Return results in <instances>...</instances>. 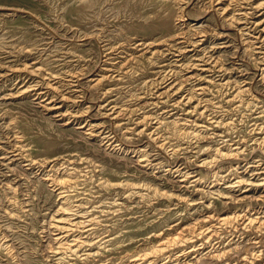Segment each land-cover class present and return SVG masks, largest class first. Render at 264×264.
<instances>
[{
    "label": "rangeland",
    "instance_id": "1",
    "mask_svg": "<svg viewBox=\"0 0 264 264\" xmlns=\"http://www.w3.org/2000/svg\"><path fill=\"white\" fill-rule=\"evenodd\" d=\"M205 1L208 0H187L188 22L183 31L189 41L196 39V31L208 33L207 51L202 55L215 53L231 86L218 90L224 81L213 75L214 81L211 79L203 97H198L206 101V113H186V106L174 104L186 96L187 87L194 90L199 82L186 81L179 68H161L168 62L175 64L177 58L153 56L134 46L141 41L176 45L171 41L173 35L150 27H158L167 15L176 20L177 11L169 1L0 0V240L10 248L0 246V264H128L132 258L149 254L162 241L176 236L193 238L190 243L194 246L185 247L176 260L159 256L157 264H175L177 260L184 264H264V228L255 223L246 227L242 221L227 225L218 222L219 217L233 215L264 219L262 189L242 188L231 193L225 190L229 172L233 178H253L252 169L260 165L256 172L264 175V43L260 53L251 49L244 42L253 33L241 38L238 29L224 17L218 18ZM120 48L124 53L123 58H118L119 64L114 63L116 60L105 63L107 55L115 57L114 51ZM191 56L185 53L178 61L192 63ZM125 60L129 63L122 64ZM35 63L56 74L60 90H48V95L38 101L33 92L25 89L40 84V76L29 77L22 70ZM111 65L120 76L103 78V71ZM172 74L178 88L184 85L185 90L157 96V89L164 91L162 85L154 87L150 81ZM97 79L102 80L95 85L93 81ZM235 84L248 90L229 101ZM49 99L59 106L55 111L39 103ZM108 102L126 108V114L113 120L101 109L108 108ZM212 117L229 123L213 127ZM144 118H150L158 134L170 141L168 144H176L184 151L175 156L166 148L158 149L145 131L140 132L147 126H136ZM89 123L98 124L97 131L117 137L114 150L106 146L104 137L84 132ZM80 124L85 127L79 128ZM204 126L206 129L201 128ZM195 128L201 136L198 140L186 133ZM236 147L241 153L235 158H216V149L228 152ZM140 154L153 162L149 170L138 164ZM205 159L217 161L214 166H199ZM54 160L53 169L52 163H32ZM176 166L191 172L190 181L199 177L202 183L194 186L189 181L181 182L180 175L168 174L169 168ZM63 173L74 177L73 186L65 188L70 190V199L75 204L80 201V207L90 210L89 217L96 220L90 236L83 240L110 241L99 250L91 246L94 254L89 257L67 250L60 263V254H56L60 250L58 233L52 223L60 205V189L45 179L48 174L56 178ZM216 173L224 178L217 181ZM124 181L136 186L134 193L142 185L158 193L143 191L140 197L124 193L122 187L104 184ZM217 191L233 199L218 197L214 194ZM209 216L214 217L207 221ZM205 226H215V234L208 240L198 235Z\"/></svg>",
    "mask_w": 264,
    "mask_h": 264
},
{
    "label": "bare ground",
    "instance_id": "2",
    "mask_svg": "<svg viewBox=\"0 0 264 264\" xmlns=\"http://www.w3.org/2000/svg\"><path fill=\"white\" fill-rule=\"evenodd\" d=\"M162 1H169L170 3H172L173 6H175V10L177 11V15L175 17L176 20H173L171 15H167L164 22L158 23V27L157 26H150V27H152L153 29H160L164 33H167L169 35H173L174 37L172 38L171 41L176 43L177 46L178 45L179 46L180 45L186 46L185 49L182 47H177L176 45H173V43H172V46L169 45L167 47L165 45H160V42H157L155 45H153V43L146 44L145 42L141 41L137 44H134V46H137V47L140 46V48L142 50H144V52H150L153 56H155L154 54H162V55L167 54V55H170V56L177 58L175 60V62H176L175 64H173L172 62H168V63L164 64L165 66L163 65L161 68H165V67L179 68L184 73V77L186 78V81L194 79L195 81L199 82V84L196 85L197 88H195L194 90L190 87H187L185 90L184 85H181V87L178 88V80H175L174 74H172L169 78L167 76H164V75H159L155 80L150 81V85L152 84L154 87L162 85L161 89H163L164 91H162V90L159 91L157 89V91H158L156 94L157 96H159V97L165 96V95L170 94L172 92L174 95H176V94L183 92L185 90L186 96H183L181 98V100L176 102V104H174V105L178 106L179 104H182V105L186 106L185 107V108H187L186 113H190V112L196 111V110H200L199 112H205L206 101L203 102L201 100V98H198V97L199 96L203 97V93L206 90L207 86L214 81L212 78L213 75L218 76L219 81H221V82L224 81L223 85H220V88H218V90H224V88L231 86V80L225 79L226 74L224 71H226V70L222 66H220L219 62L216 60V58H218V57H215V55H214L215 53L211 54L210 56L202 55V53L207 51L206 44L208 43L207 39L209 38V36L207 35L208 34L207 32L196 31L194 36H197V37L195 40H192V41H189V37H186V34L183 31L187 25L185 9L190 4V2H187V0H162ZM205 2L208 3L207 8H209V10L212 9L214 11L213 13L218 18L224 17L226 19V21H228L229 24L235 26L236 29H238V33L241 35V38H244L245 35L248 36L247 35L248 32L253 33V35L252 36L249 35L247 37V39L244 38L246 40L244 42V44L247 43L246 45L250 46L251 49L257 50L256 52L260 53V50L263 49L261 47V45H262V43H264V2L262 3L258 0H208ZM247 7L250 10H248ZM207 10L208 9H206V11ZM252 15H254V16H252ZM256 45H260V46H256ZM248 46H247V48H248ZM154 47L156 49H154ZM163 47H166V49L164 50ZM248 49L250 50V48H248ZM104 51H106L105 46H104ZM123 53H124L123 48H120V49L114 51L115 57L112 56V53H109L107 55V59H106L105 63L106 62L111 63L110 62L111 60H116L114 63L120 62L121 60L119 61L118 58H120V57L123 58V56H121ZM185 53L192 54L191 58L194 60V62L188 63L186 65L181 64L180 61H178V59L183 57L185 55ZM197 53H199V54L197 55ZM127 62L129 63L128 60H125L122 64H127ZM35 64L36 65L31 66L30 69L27 68L29 65H26L22 68V70H25L26 74L29 73V77H31L33 75H37V76L39 75L40 76L41 81H42L40 84H38V82L36 81L37 83L35 85L26 87V89H25L28 92H31V93L33 92L35 94V96L37 97L35 99H37V101H38L39 98L41 99L42 97L48 95V90H52L51 92L55 91V93L59 92L60 90L58 88L59 84L56 85V83L58 82V78H57L56 74L47 70L46 68H42L41 66L38 67L37 63H35ZM119 67H120V65H119ZM115 69L116 68L113 67V65H111L110 67H106V71H108V72H106L105 70L103 71V74H104L103 78H105L107 76H110V77L117 76L118 77L119 72L114 73ZM262 71H263V75H264V68L262 69ZM120 74L123 75L122 73H120ZM68 77H74V76H68ZM101 80L102 79H100V80L97 79V80H94L93 82L96 85L99 82H101ZM63 81H64V79H63ZM71 83H72V81H71ZM75 84H77V83H75ZM61 86H64V85H61ZM233 89H235V90H234L233 94L230 96L229 101L235 100L236 97H239L243 92L248 90L246 88V86H243L241 84H239V85L235 84ZM108 92H110V91H105V93H108ZM23 93H25V91H23ZM76 97H78V96L76 95ZM241 98H240V100H241ZM66 99H69V98H66ZM51 101H52L51 99H49L48 102L41 100L39 103L43 106L42 108H44L48 111H51V110L55 111L59 106H56L55 103H53ZM64 102H66V101H64ZM101 109L103 111H105V113L107 115L108 114L111 115L113 120H118L121 117V115L124 116L126 114V112H125L126 108H123L121 106H116L114 104L111 105V102H108V108H106L104 106ZM62 115H64V114H62ZM75 115L76 114H74L73 117H75ZM71 116H72V114H71ZM75 119H77V118H75ZM149 120H150V118H144L142 120H139L138 123L136 124V126L137 127L147 126L146 129L140 130V132L145 131L144 132L145 135L148 137V139H150L151 142H153L157 146L158 149L161 150L163 148H166V149H168L167 151L170 152V154H172V155L174 154L175 156L179 152H181V150L184 151V149L182 147H178L176 144L175 145L168 144L170 141L168 142L164 138H162L157 132V126H154L153 124H151L149 122ZM84 121H85V119H84ZM87 121H88V119H87ZM159 123L161 124L160 121L159 122L155 121L154 124H159ZM228 123L226 121L223 122L216 117H212L210 119V125H213V127H218L220 125L226 126ZM78 126H79V128L82 129L85 127V124H80ZM88 127L89 128H86V130L84 129L85 130L84 132L88 136L104 137V139L107 140V142H105L106 146L108 148H112V150H114V144H116L118 142V139L116 136H111L110 134H105L103 130L97 131L96 128L99 129L98 124L89 123ZM201 128L206 129V126L201 127ZM186 133L188 136H190L191 138H195L196 140H198L201 137L199 135L200 133L197 131L196 128L193 132H186ZM188 136H186V137H188ZM190 141H192V140H190ZM240 150L241 149L239 147H236L233 150L230 149V151H228V152H223L222 149H216V158H218V159H227V158L233 159L236 156H238L239 153H241ZM216 161H217L216 159H214V160L205 159V160L200 161L199 166H203V167H209L212 165L214 166L216 164ZM56 162H58V161H56ZM32 163L40 165V166H48L49 163H52L51 169H53L54 168L53 165L55 163V160H54V162L53 161H51V162L50 161L49 162H47V161H43V162L32 161ZM138 164L142 165V168L149 170L151 168V166L153 165V162L150 161L145 155L140 154V156L138 158ZM154 166H158V165H154ZM254 167L255 168L252 169V171H255V172L252 173L253 176L251 175L253 178H247L246 179V178H243L239 175H234V178H233V176H231L232 174H230V172H229V174H228L229 176L227 178V179H229V183H228L229 186L227 188H225V190L227 192L231 193L232 191H240L242 188H245V190H243V191H246V190L248 191L250 189H254V190L255 189H257V190L262 189V190H260V193H261L260 195L264 194V175L262 172H259V173L256 172L257 170L260 169L259 168L260 165L259 166L255 165ZM248 168L251 170V167H248ZM234 170H236V169H234ZM246 170H245V172H247ZM167 172H168V174L180 175L182 177V179L180 181L184 182V183L189 181L194 186L200 185L202 183V180L199 177H195L190 181V177L193 176L191 174V172L186 171V170H185V172H183V171H181V169L178 166H176L174 168L170 167ZM215 175H216L217 181L220 180L219 178H224L223 176H219L218 173H216ZM45 181L47 183L50 181L52 183V185H54L53 187L57 186L56 188L60 189L57 192V196L59 198L58 202H60V205H58V210L53 215L54 222H52V223H54L53 227H55V229L58 233L56 240L59 243H57V244L60 245L59 246L60 250L56 251V254L57 253L60 254V258L58 259V262L62 263V260L65 257L64 252L67 250H71L72 253H75V254H77L78 252H83L82 256L84 255L85 257H89V256H92L94 254L92 252V249L90 248L91 246H94L98 250L101 247H104V244L106 242L110 241L109 239L106 242L102 241L103 243H101V239H99V238H98L99 240H95V241L93 240V241H91V243L89 242L90 241L89 239L83 240L84 238H88V235L90 236V233L92 232V230L94 228L93 227L94 221H96V220L93 221L94 217H89L90 210L83 209L82 207H80V206H82V205H80V201H79V203L77 202V204H75L70 199V195H69L70 190L65 189V188L71 187V185L74 184V177H72L70 174H67V173L64 174L63 173V175H60V177L58 176L56 178H53V177H50L48 174L46 176ZM104 184L106 186H110V187H114V188L115 187H122L123 189H125L123 191L124 193L128 192V193H130V195L137 194L140 197H143L142 196L143 191H147V192L153 191V193H155V191L156 192L158 191V190L151 189L150 187H147V185H142L140 188H138L140 191L137 193H134L132 190H133V187H136V186H134L132 184H128V181L127 182L124 181L121 183H109L108 182V183H104ZM106 186H104V187H106ZM54 190L56 191V189H54ZM212 194H213V192H212ZM214 194H218V197H225V198L233 199V196L225 195L222 191H217ZM168 196H170V195H168ZM93 210H95V209H93ZM213 217L214 216H209L208 217L209 219L207 221L211 220ZM244 218H245L244 216H240V215L222 216V217L218 218V220H219L218 222L221 223L222 225H227L230 223H236V222L238 223V222L242 221V225H244L246 227H247V225L255 223L256 224L255 226H258V228H264V219L258 218V217L257 218L248 217L246 219H244ZM214 227L215 226H210V227L205 226V227H203L202 231L198 235L201 237H206L208 240V239H210V237H212L211 234L214 233ZM83 234H86V235L83 236ZM68 236H72L71 237L72 239L69 241H68V239H66V237H68ZM191 239H193V238L176 236V237H173V238L168 239L166 241H162V243L160 245H158L157 248L152 249L151 253L145 254L142 256H137L136 259L132 258L133 260L131 259V261L128 264H157V262H158L157 258L159 256H162V257L165 256V258H167L169 261L170 260L172 261L173 259L176 260V259H178V256H179L178 253L183 252L185 250V247L187 248L190 244H192V243H190L193 241ZM207 240L205 239V241H207ZM0 246H3L2 247L3 249H10V248H8L6 242H3V240H2V242L0 240ZM105 246H106V244H105ZM193 246H194V244L191 245V247H193ZM201 246H202V244H201ZM87 247H88V250H86ZM171 247H172V249H170ZM61 249H63V250L61 251ZM193 249H195V248H193ZM176 250H177V252H176ZM189 251H192V248L189 249ZM95 254H97V253H95ZM152 255L155 256V259L150 257ZM188 263H185V264H188ZM62 264H64V263H62ZM175 264H184V263L177 260Z\"/></svg>",
    "mask_w": 264,
    "mask_h": 264
}]
</instances>
